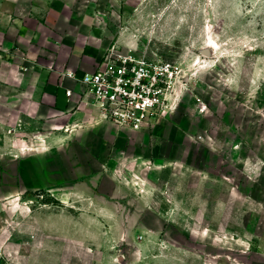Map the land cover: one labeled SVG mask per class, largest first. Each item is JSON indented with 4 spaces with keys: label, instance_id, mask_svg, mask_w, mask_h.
Instances as JSON below:
<instances>
[{
    "label": "rangeland",
    "instance_id": "374dc122",
    "mask_svg": "<svg viewBox=\"0 0 264 264\" xmlns=\"http://www.w3.org/2000/svg\"><path fill=\"white\" fill-rule=\"evenodd\" d=\"M56 2L181 74L165 118L96 154L85 135L54 143L47 127L0 124V264H264V0L0 11Z\"/></svg>",
    "mask_w": 264,
    "mask_h": 264
},
{
    "label": "crops",
    "instance_id": "0c3cea01",
    "mask_svg": "<svg viewBox=\"0 0 264 264\" xmlns=\"http://www.w3.org/2000/svg\"><path fill=\"white\" fill-rule=\"evenodd\" d=\"M111 46L99 19L79 16L65 3H53L42 13L0 11V124L47 127L58 134L50 138L54 143L85 135L78 143L93 154L119 146L120 134L139 132L104 121L80 82L97 71ZM60 153L51 150L46 162ZM32 169L37 176L47 175L42 164Z\"/></svg>",
    "mask_w": 264,
    "mask_h": 264
},
{
    "label": "built area",
    "instance_id": "2783aa9c",
    "mask_svg": "<svg viewBox=\"0 0 264 264\" xmlns=\"http://www.w3.org/2000/svg\"><path fill=\"white\" fill-rule=\"evenodd\" d=\"M179 67L118 46L108 48L97 71L80 82L92 98V106L107 122L141 131L165 118L173 108ZM68 77L75 76L71 73ZM72 92L67 91L71 97Z\"/></svg>",
    "mask_w": 264,
    "mask_h": 264
},
{
    "label": "bare ground",
    "instance_id": "6f19581e",
    "mask_svg": "<svg viewBox=\"0 0 264 264\" xmlns=\"http://www.w3.org/2000/svg\"><path fill=\"white\" fill-rule=\"evenodd\" d=\"M209 44L214 45L215 47H218V45L215 42H213L212 40L209 41Z\"/></svg>",
    "mask_w": 264,
    "mask_h": 264
}]
</instances>
